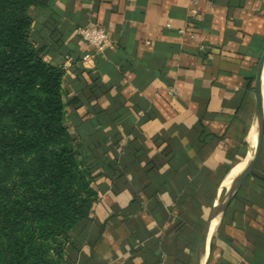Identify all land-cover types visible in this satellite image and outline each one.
<instances>
[{
  "label": "crops",
  "instance_id": "obj_1",
  "mask_svg": "<svg viewBox=\"0 0 264 264\" xmlns=\"http://www.w3.org/2000/svg\"><path fill=\"white\" fill-rule=\"evenodd\" d=\"M30 13L80 96L70 120L98 191L67 264H195L217 188L253 148L264 0H50ZM94 24L104 51L78 34ZM215 236L209 264H264V141Z\"/></svg>",
  "mask_w": 264,
  "mask_h": 264
},
{
  "label": "trees",
  "instance_id": "obj_2",
  "mask_svg": "<svg viewBox=\"0 0 264 264\" xmlns=\"http://www.w3.org/2000/svg\"><path fill=\"white\" fill-rule=\"evenodd\" d=\"M49 1L0 0V264H67L70 232L98 200L70 120L80 96L32 36L30 7Z\"/></svg>",
  "mask_w": 264,
  "mask_h": 264
},
{
  "label": "water",
  "instance_id": "obj_3",
  "mask_svg": "<svg viewBox=\"0 0 264 264\" xmlns=\"http://www.w3.org/2000/svg\"><path fill=\"white\" fill-rule=\"evenodd\" d=\"M254 88L256 96V108L253 129H256V143L253 145L250 153L242 161L240 170L232 177H230V173L227 174L220 182L198 242L195 264L209 263L212 252L213 237L219 224L218 223L214 227V220L220 217V222L227 206L238 193L243 183L252 172L262 153L264 141V51L258 62Z\"/></svg>",
  "mask_w": 264,
  "mask_h": 264
},
{
  "label": "built area",
  "instance_id": "obj_4",
  "mask_svg": "<svg viewBox=\"0 0 264 264\" xmlns=\"http://www.w3.org/2000/svg\"><path fill=\"white\" fill-rule=\"evenodd\" d=\"M79 36L88 44L92 45L95 52L104 51L110 43V34L104 25L94 24L82 26L78 29ZM202 48H206L204 44ZM93 53L88 51L83 55L84 61H89Z\"/></svg>",
  "mask_w": 264,
  "mask_h": 264
},
{
  "label": "bare ground",
  "instance_id": "obj_5",
  "mask_svg": "<svg viewBox=\"0 0 264 264\" xmlns=\"http://www.w3.org/2000/svg\"><path fill=\"white\" fill-rule=\"evenodd\" d=\"M250 139L253 143V145L256 143V139H257V134H256V129L254 128L251 132V135H250ZM242 164L240 163L239 165H237L233 171L230 173V177L234 176L241 168ZM219 219L220 217H218L217 219L214 220V227L219 223Z\"/></svg>",
  "mask_w": 264,
  "mask_h": 264
},
{
  "label": "rangeland",
  "instance_id": "obj_6",
  "mask_svg": "<svg viewBox=\"0 0 264 264\" xmlns=\"http://www.w3.org/2000/svg\"><path fill=\"white\" fill-rule=\"evenodd\" d=\"M222 195H223V193H222Z\"/></svg>",
  "mask_w": 264,
  "mask_h": 264
}]
</instances>
